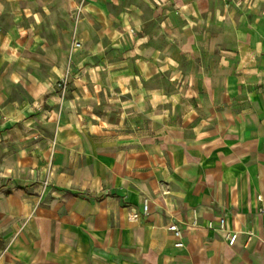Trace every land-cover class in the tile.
I'll use <instances>...</instances> for the list:
<instances>
[{
  "label": "crops",
  "instance_id": "crops-1",
  "mask_svg": "<svg viewBox=\"0 0 264 264\" xmlns=\"http://www.w3.org/2000/svg\"><path fill=\"white\" fill-rule=\"evenodd\" d=\"M21 1L10 7L29 12L27 25L0 28V264H264V0H140L149 17L127 6L119 46L114 31L108 38L126 54L115 76L134 72L139 83L107 86L89 66L38 73L37 13ZM100 14L84 12L77 25L96 52ZM179 61L194 77L191 99L161 101L142 82L178 75ZM81 73L86 83L75 79L61 106L68 93L55 82ZM100 101L115 117L93 112ZM51 124L54 133L39 130ZM143 199L149 214L129 221ZM220 218L239 233L232 246Z\"/></svg>",
  "mask_w": 264,
  "mask_h": 264
},
{
  "label": "rangeland",
  "instance_id": "rangeland-1",
  "mask_svg": "<svg viewBox=\"0 0 264 264\" xmlns=\"http://www.w3.org/2000/svg\"><path fill=\"white\" fill-rule=\"evenodd\" d=\"M21 2L24 6H30V15L34 12L37 13V24L34 30H31L33 44L30 47V51L34 53L31 62H33V67L38 70V73H56L58 75L60 71L67 72L71 67L78 70L82 69V67L89 66L95 68V71H99V73L101 71L100 76L97 78V83L101 86L115 84L118 80L124 83H132V81L135 84L139 83L138 76H133L134 72L132 71L130 77L128 75L125 77L115 76L118 71H114V68L119 67V65L123 63V61H115L117 60L115 58L124 57L126 54H122L121 52H119L118 55L114 54V50L109 43L108 30L110 31L109 34L114 31L112 39H115L116 42H114L113 45L116 47L119 46L117 38H121L122 33L118 34L117 31H122V27L119 23H121V19H123L121 13L124 8L133 6L134 10L132 11L139 13V10H141L145 17L150 16L147 6L141 4L140 0H22ZM10 4L9 0H0V28L3 32L10 30L9 28L14 19H17L20 26H26L29 21V18L22 16V14L28 15L29 12L23 10L21 11L22 14L15 17L12 13ZM94 9H97L103 18L105 16L107 17V20L104 22L100 20L96 22L98 29L102 27V24H104L106 29V32L102 33L101 38L103 44L98 46V52L93 49L90 40L83 43L77 34V25L79 21H81L83 13L93 12ZM117 18L120 20H116ZM31 19L30 16V20ZM148 29L149 32H155L153 25H150ZM128 31L131 36L129 38L131 43L136 37L133 35L132 30ZM95 53H97L100 58L95 61H89L87 58ZM108 62L111 64L108 65ZM127 63L133 68L132 61L128 60ZM100 64H103V66ZM178 64V75L174 76L168 71H162L160 74L147 75L142 82L143 85L148 89L162 90L161 95H163V98L161 101H166V96L172 98L178 97L180 100L191 99L192 93L185 89L194 82V77L190 76V65L187 61H179ZM109 68L111 70H109ZM76 76H78V74L72 76L68 75V77L63 76L55 82V87L58 92H61V94L64 92H66V94L68 93L64 96L66 102H60L61 106L65 107V105L70 103V101H67L68 97L71 95L68 89L75 79L86 83L83 73L78 77ZM197 83H199V81H197ZM133 93L134 92H131V95H135ZM84 109L89 113L92 111L87 107ZM69 110L66 112L67 115L70 113ZM58 111H60V107H58ZM93 112L96 115H111V117H115L117 113L116 110L108 107L105 101H100L98 104H95ZM140 116L143 115L135 112V116H132V118L135 119ZM141 121H145L146 124L149 123L148 120L144 118H142ZM39 130L45 132V134H51L57 131L53 124H51V126H40ZM161 158L163 164L168 165V156L163 155ZM46 182L47 180L45 183Z\"/></svg>",
  "mask_w": 264,
  "mask_h": 264
},
{
  "label": "built area",
  "instance_id": "built-area-1",
  "mask_svg": "<svg viewBox=\"0 0 264 264\" xmlns=\"http://www.w3.org/2000/svg\"><path fill=\"white\" fill-rule=\"evenodd\" d=\"M258 201L261 202V197H258ZM149 214L148 211V201L147 199L142 200V209L140 212H132L129 216V221H137L141 217H146ZM170 224L168 225V231H170L175 238L178 239V242L175 243L176 248H181L183 244L179 241L181 239V231L178 223L175 221L174 217L172 215H169ZM209 229L211 227L209 226ZM217 230L223 232L225 234V240L229 246H232L236 238L238 236V232L231 230L228 227L227 221L225 218H220L218 220V227ZM246 235H248L249 238L255 237L254 233L251 231L245 232Z\"/></svg>",
  "mask_w": 264,
  "mask_h": 264
}]
</instances>
